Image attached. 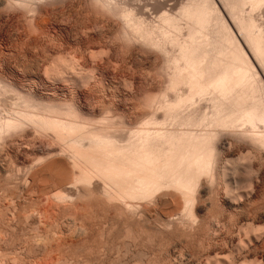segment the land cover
Here are the masks:
<instances>
[{
	"label": "rangeland",
	"instance_id": "rangeland-1",
	"mask_svg": "<svg viewBox=\"0 0 264 264\" xmlns=\"http://www.w3.org/2000/svg\"><path fill=\"white\" fill-rule=\"evenodd\" d=\"M37 1L33 2L36 11L32 13H24L22 9H11L0 5V86L8 85L7 91H11L12 88L14 91L0 94L2 95L0 118L4 120L0 119V122H5L8 118L9 120L13 118L12 121L16 120L20 117L17 113L26 110L22 101H19L21 98L19 93L24 94L22 97L36 100V104L43 102L47 106L61 105V107L65 106L64 108L73 104L69 106L77 108L79 113L89 119L88 122L94 123L106 116L108 119L112 117L113 120H110L117 124L116 127L122 126L124 127L122 129L127 131L128 129L135 131L146 125L153 128L154 126L149 124V118L158 117L156 119L164 121L165 109L159 107L173 103L170 101L176 98L172 91L169 92L170 94L167 93L170 78L166 73L173 70L170 68L169 71L166 70L168 56L164 57L159 50L145 47L139 42L124 44L120 39L123 32L121 21L92 9L94 7L92 0ZM214 1L252 60L264 86V63L261 64L257 58L255 59L222 2ZM116 2L126 7L132 6L129 8H136L135 10L138 8L137 11L140 13L143 10L146 17L143 18L146 21L149 19V23L153 24L159 20L156 18L161 16L163 11L168 10L171 14L178 15L188 0H165V2L164 0H117ZM155 2H158L157 6L161 3V8H156ZM161 9L163 11H160ZM255 17L264 28V6L255 12ZM158 24L159 22L156 23ZM181 26L183 34L171 32L175 34L172 35L173 37L181 34L179 40L175 37L179 42L185 40L188 29L186 21H182ZM170 45L168 43L167 47ZM172 46L170 53L173 57L178 54V49ZM60 56L61 60L72 59L74 62H70L77 64L75 70L73 68L71 70L70 67L66 70V65L61 64L65 65L63 69L66 71L61 69L62 66L58 69L59 72L55 71L52 65L57 61L56 57L59 60ZM61 70L62 74H60ZM152 95L159 98L155 106L149 108L144 104ZM160 99H164L161 101L165 102L163 105ZM66 102H68L67 106L64 104ZM197 102L200 104L196 103V105H201L200 108L203 106L206 113L212 109V103L208 99ZM202 102L204 105L201 104ZM61 103L64 105L62 106ZM31 104L36 105L34 101ZM45 104L40 107H45ZM37 105L39 106V103ZM31 110L39 112L41 108L38 110L37 107L36 109L31 107ZM153 121L155 119L151 120ZM169 123L161 128L168 129L172 126L171 129L174 127L177 129L176 125ZM2 124L0 126H3ZM32 125L27 124L20 130L9 132L6 130L7 133L0 130L3 134L0 133V237H2L0 264H148L153 260L159 264L163 256L168 253L166 250L175 251L172 255L173 264L175 261H178L176 264L182 262L209 264L220 258L232 260L240 257L239 254L243 256L237 264H264V142H261V146L260 142H257L256 146L250 139L254 146L246 138L251 135L253 137L257 134L264 135V125L250 128L252 131L249 128L247 130V127H239L238 130L233 131L235 135H232L231 131L230 133L227 131L228 135L222 134L221 141L225 143L220 149L219 156L224 163L231 165L234 171H239H235L237 174L233 172L236 175H232L231 187L237 194L244 193L243 197L240 194L237 199L244 209L243 207L235 209L232 204L225 202L224 180L218 177L214 184L215 189L213 186L215 191L213 195L218 194L216 198L222 204L224 214L221 217L222 221L221 219L205 221L206 228L208 226L210 228L208 236H211L210 241L206 240L209 243H204L206 246L200 242V230L197 224L192 227L193 229H186L187 226L182 227L181 224L180 226L174 224L171 229H166L160 224L164 215L169 214L174 215L173 219L176 221L182 220L180 205L175 204L176 201L171 196L172 191H162L154 200L134 203L137 204L136 210L134 209L135 217L130 218L131 216L128 217L127 214H121L119 203L116 205L110 203L112 206L106 203L104 184L96 179L89 185L83 183L82 185L74 176L75 171H72L69 164L70 158L61 151V145L56 143L53 135L42 132L40 135L36 130L38 126ZM204 209L201 207L199 210L198 207V214L209 218L210 210ZM129 227L134 229V233L138 231L139 240L135 241L136 244L133 239L125 238L126 229H130ZM184 229L187 233L183 232ZM175 232H180L178 233L180 238ZM248 232H251L250 236L255 233L256 235L251 237L253 240L248 238L249 242L245 243V247H240L239 241L246 239ZM134 233L133 235L136 236L137 234ZM232 237L236 238L234 242H231ZM239 247L240 250L242 248L241 251Z\"/></svg>",
	"mask_w": 264,
	"mask_h": 264
},
{
	"label": "bare ground",
	"instance_id": "bare-ground-1",
	"mask_svg": "<svg viewBox=\"0 0 264 264\" xmlns=\"http://www.w3.org/2000/svg\"><path fill=\"white\" fill-rule=\"evenodd\" d=\"M1 1L2 0H0V5H5L7 8L11 9H22L24 13L35 12L36 9L33 5L38 2L37 0L36 2L35 0ZM116 1L92 0V4H94L92 9L94 8L96 11L98 10L99 12H102L101 14L103 15H109V17L113 16L121 21V29L123 32H121L122 34L120 35V39L124 42V44L125 42L128 44L139 42L145 47L159 50V52L163 53L162 55L164 57L168 56V60L166 58V65L169 67L167 66V68H165L166 70L168 69V71L169 68L173 70L166 73L168 74V78H170L168 79L170 81V86L167 85L169 87L167 93L172 91L175 95L174 97L176 98L173 101H170L173 103L165 104V107H159L165 109H163L166 112V114H164L166 117H164L165 119L163 118L164 121L161 122V120L156 119L158 117L152 119L149 118V124L152 125V127L154 126L153 128H149L145 123L144 125L146 126H143L144 128L141 127L135 131H130V129H128L127 131L123 130L122 128L124 127L122 126L121 128L120 126L116 127L115 125L117 124H114L115 122L110 120H113L112 117L108 119L106 116V118H101L102 120L100 121L94 120L96 123H93L92 119V122H88L87 120L89 119L79 113L80 111L77 108L72 107L73 104H69L72 106H67L66 104L68 102H66L64 104L67 107L64 108L65 106L61 107V105L47 106V104L43 102H37V104L39 103L38 106L36 104V100H32L31 97H28V99L26 96L22 97L24 94H18L17 90L15 92L21 96L19 101H22L24 105L23 107H25L26 110H22L21 108L22 113H17L18 115L20 114V117L16 118V120L12 121L13 118L10 120L8 118L7 121L0 122V124L3 123V126H0V130H4L7 133V131L9 132L11 130H20V128H23V126L27 124H36L38 126H36V130L39 131V133H51L56 143L61 145V151L64 152L68 158H70L71 161L69 164L71 169H73L72 171H75L74 176L77 180L81 182V184L83 183L85 185H89L96 179L99 180L100 183L102 182L105 186V190H103L104 193H106V203L111 206L112 204L110 203L115 205L119 203L120 205L118 207L121 214H127L128 217L131 216L130 218L136 216L135 205L137 204L134 205V203L148 201L151 199L154 200L156 195L160 192L172 191L173 194L171 196L175 199V204L180 205L182 220L179 217L181 221H176L173 219L175 216L169 214L164 215L160 224L164 225L166 229H171V226L174 224L179 226L181 224L182 227L187 226L186 229H193L192 227L197 224L200 230V242H203V245H205L204 243L206 240L210 241L209 238H211V236H208L210 228L209 226L206 228L205 221L207 222L209 219L219 221L224 214V211L221 208L222 204H220V201L216 198L218 194L216 196L213 195V186L216 184L215 181L218 177L223 178L222 180H224L226 192L224 199L225 202L227 204H232L235 209H240L241 207L244 209L241 202L237 200L239 199V195L241 194L242 196L244 193L237 194V192L233 191L234 189L231 187L232 175L236 173L235 171H239H234L231 165L226 164L227 162L224 163L220 158V149L225 143L221 140L223 137L222 134L226 133L228 135L227 131H229V133L231 131L232 135H235V132L233 133V131L235 129L238 130L239 127H247V130L248 128H257V126L263 127L264 86L262 85L261 79L258 77V71L254 67L252 60L248 57V54L242 47L238 37L233 32L231 26L225 19L224 14H222L223 12L220 11L221 9L217 6L214 0H188V2L182 6L178 15H174V13L171 14L167 9V11H163V7V10L161 9L160 11H163L164 13L157 17L156 20H158V18L159 20L156 22H154V20L153 24L149 23V19H147L148 22L144 19L146 17H144L143 10L142 14L140 11H137L138 8L137 10H135L136 8H129L132 6H128L127 4V7L124 5L122 6L119 4L120 2L117 3ZM220 1L234 22L233 24L238 29V32H240L245 39L247 45L253 53V56H255V59L257 58L258 61L263 64L264 28L261 27L262 25L257 21L255 12L264 6V0ZM156 3L158 4V2H155L154 6L156 8H161V3H159L160 5L158 6ZM162 6H164V4ZM136 11L139 12L142 17H139L140 15L137 14ZM182 21L187 22L188 29L185 36L186 38L184 41L181 40V43L177 41V39L179 40L178 37L181 34L173 37L172 35L175 34L172 33L179 34L182 32L183 34L181 26ZM157 22H159L158 25H156ZM175 37H177V39ZM158 38L163 39L159 40ZM168 43L169 45L171 44L170 47L174 45V48L178 49V54H176V56L173 55L172 57V54L170 53L171 49L170 47H167ZM164 57L162 59H164ZM60 58L62 57L60 56L58 60L56 57L55 60L57 61H52V63L54 62V65L51 64L53 66L51 67L55 71H58V69L61 68L60 66H62L61 69L66 67L67 70V67H70L71 70L72 68L75 70L74 67L77 64L74 65L75 63H72L74 62L72 59L61 60ZM61 64H65L66 66ZM52 68L50 69L52 70ZM61 72L63 71L61 70L60 74H62ZM72 73L74 72L72 71ZM55 74L56 72L54 75ZM6 86L8 85L4 84V86H0V94L14 92L12 91L13 88H9L11 91H7L9 86L7 89ZM163 94L165 93L163 92ZM169 94L167 95L169 96ZM156 98L157 97H153L152 95V97L147 100V104L145 103L144 105L149 108L155 106L154 104L158 101L159 97L157 99ZM203 99H208L212 103V109L209 110V113L205 112L203 106L202 108H200L201 105L198 106L200 103L197 101ZM163 100L164 99H160V102ZM33 101L36 104H34L35 106L31 104ZM164 103H162V105ZM196 103L198 104L196 105ZM43 104H45V107H40V105ZM64 104H62V106ZM201 104H203V102ZM31 107H34L35 109L37 107L38 110L41 108L42 111L40 110L39 112H35L33 110V112ZM7 111L9 110L7 109ZM152 116L154 117V115ZM154 119L155 121L151 122V120ZM2 120L3 119H1V121ZM169 122H171V124ZM166 123L176 125L177 129H174V126L173 129H171L172 126L171 128L167 127L168 129H165L164 127L161 128V126H165ZM261 124L262 126H260ZM118 125H120V123ZM167 125L168 124H166V126ZM251 129L250 131H252ZM40 135L42 134L40 133ZM52 135L50 136L52 137ZM255 135L256 134L254 133V136ZM257 135L255 137L247 135L248 137L246 138H248L249 141L252 139V142H255V144L260 142L259 145L261 146V142H264V135ZM252 142L250 144H253ZM206 184L209 186H206ZM246 195L247 194L245 193V196ZM200 204L202 205L200 206ZM223 206H225V204ZM198 207L199 210L201 207H204V210L206 211L210 210L211 214L207 212V214H210L209 218L208 216L206 218L199 215L197 212ZM177 220L179 219L177 218ZM168 226H170V228ZM132 230L134 233V229H126L127 232L125 238L128 237V240L133 239L134 243L135 241L138 242V231H135L136 233H134L138 236H134ZM184 231L186 230L184 229L183 232ZM255 232L257 231L255 230ZM178 233L176 234L178 235ZM249 233L251 232L246 234V239H239L242 240L239 241L240 245L238 244L240 247H245V243H247L248 238L252 239L251 237L256 235L255 233L250 236ZM262 236L261 238H263ZM235 240L236 238L232 237L231 242H234ZM166 252L168 253H165L166 255L163 256L159 264H173L172 255H174L175 251L166 250ZM239 256L240 257L232 258V260H227L226 258L221 260L220 258L213 263L237 264L243 255L239 254ZM182 259H180V261H183ZM176 262L178 261H175V264ZM155 263L156 262L153 260L148 264ZM210 263L213 264L212 261Z\"/></svg>",
	"mask_w": 264,
	"mask_h": 264
}]
</instances>
